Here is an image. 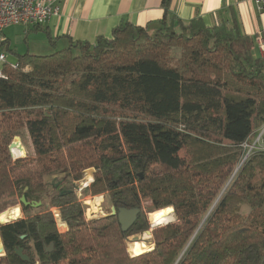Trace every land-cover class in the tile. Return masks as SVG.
<instances>
[{
  "label": "trees",
  "instance_id": "16d2710c",
  "mask_svg": "<svg viewBox=\"0 0 264 264\" xmlns=\"http://www.w3.org/2000/svg\"><path fill=\"white\" fill-rule=\"evenodd\" d=\"M169 1L155 23L123 19L110 36L4 67L0 212L17 195L29 203L0 223V264H264V152L242 160L241 147L264 121V56L234 14L182 21ZM19 134L28 156L10 153ZM88 168L83 193L139 209L126 231L116 213L85 218L73 183ZM145 200L173 220L130 256L126 238L149 229Z\"/></svg>",
  "mask_w": 264,
  "mask_h": 264
},
{
  "label": "crops",
  "instance_id": "0c3cea01",
  "mask_svg": "<svg viewBox=\"0 0 264 264\" xmlns=\"http://www.w3.org/2000/svg\"><path fill=\"white\" fill-rule=\"evenodd\" d=\"M59 4V14L51 16L41 25L18 24L4 28L3 37L7 45L4 50L8 62L19 63L17 54H50L57 49L67 47L70 41L92 43L99 35L110 36L112 29L123 19L135 25L145 26L163 19L165 13L162 0H60ZM167 13L182 21L198 16L207 25L216 24L221 18L229 19L231 14H234L241 30L253 37L254 53L264 56L257 46V40H263L264 9L259 11L253 0H170ZM11 27H15V30H10ZM15 39H20L22 46L14 44ZM7 53L14 56L13 60L8 59ZM18 139L22 141L21 137ZM15 142L24 155L23 146L17 139ZM26 144V153L30 154L27 141ZM171 210L153 213V216L163 215ZM58 223L66 226L59 218H57V227ZM145 245L143 241H136L135 246L138 252L134 254L137 255L148 249Z\"/></svg>",
  "mask_w": 264,
  "mask_h": 264
},
{
  "label": "built area",
  "instance_id": "2783aa9c",
  "mask_svg": "<svg viewBox=\"0 0 264 264\" xmlns=\"http://www.w3.org/2000/svg\"><path fill=\"white\" fill-rule=\"evenodd\" d=\"M60 0H0V77L4 75V67L18 68L19 63L7 61L3 48V30L9 25H41L51 16L60 12ZM257 9H264V0H253ZM258 50L264 54V41L257 40ZM243 159L254 152H264V121L252 132L246 141L241 143ZM12 149H10L11 151ZM12 152V151H11Z\"/></svg>",
  "mask_w": 264,
  "mask_h": 264
},
{
  "label": "rangeland",
  "instance_id": "374dc122",
  "mask_svg": "<svg viewBox=\"0 0 264 264\" xmlns=\"http://www.w3.org/2000/svg\"><path fill=\"white\" fill-rule=\"evenodd\" d=\"M10 30L14 31L15 27H11ZM13 43L17 44L18 46H22V44H23L20 39H15V41H13ZM8 56H9V58H8L9 60H13V58H14L13 55H9L8 54ZM16 137H18V138L21 137L22 141H20L19 139H17V141L23 146L24 155H21V156L18 155L17 156V154H15V152L13 150H11L12 152L10 151L11 155L13 157H25V156H28L29 154L26 153V149H25V147H26L25 145H27L26 144V138L23 137V135H20V134L18 136H16ZM13 142H15V139L13 140ZM88 169L92 170L88 174L93 176L94 169L93 168H88ZM84 177H85V170L83 172V177L80 180L75 181L73 183V185H75L73 188H74V192H75L78 200L83 204L85 218L87 220H89V219H92V218H95V217H100V216H105L107 214H110L112 212L113 206H112L111 200H110V198H109V196L107 194L103 193V194L91 195V194L83 193V190L85 189V187L82 186L81 181L84 180ZM48 199H49V195H45L44 201L48 202L49 201ZM20 203L21 202H20V196L19 195H17L16 197H14L12 199L6 200V202H4L3 205H2L3 209L1 210L0 214L4 215V214L11 213V212L15 211L16 208H17V207L16 208H12V207L13 206H18V208L20 209V215L17 218L22 217L23 214L21 212V204ZM142 205H143V208L145 210L144 213L146 215L147 221L149 223V229L146 230V231H142V232H136V233H134V234H132V235H130V236H128L126 238V240H125L126 251H127V253L130 256L135 255L132 252L131 247H132V245L135 244L136 241L137 242H139V241L142 242L143 241L146 244L145 247H148V249H145V251L150 250L151 248H149V247H151V246L153 247L151 230L154 227V224H152L149 219L154 214H157V212H152V211L149 212V209L147 210V207L149 206V201L148 200L143 201ZM157 211H159V210H157ZM167 211H169V210H167ZM159 213H161V212H159ZM172 215L173 214L170 215L171 216V220H173V216ZM60 225H61V223H58V227H59L58 230H60L61 232L66 231L67 226H64L63 224L61 226ZM141 244L144 245L143 243H141ZM1 255H4V253L1 254Z\"/></svg>",
  "mask_w": 264,
  "mask_h": 264
},
{
  "label": "water",
  "instance_id": "95a60500",
  "mask_svg": "<svg viewBox=\"0 0 264 264\" xmlns=\"http://www.w3.org/2000/svg\"><path fill=\"white\" fill-rule=\"evenodd\" d=\"M13 143V142H12ZM12 143L9 145V150L11 149ZM20 202L27 205L29 202L26 201L25 197L22 195L20 196ZM36 204H39L36 203ZM117 214V218H118V222L122 228L123 231H126L137 219V215L139 213V209L138 208H131V209H127V208H119L117 210V212H115L114 207L112 208V212L110 214ZM17 218H13L8 220L12 221V220H16ZM0 223H4V222H0ZM52 249V245L50 244L49 247L46 250H50ZM4 251L2 243L0 241V255L2 254V252ZM14 254L16 256L19 257V259L21 261H28L29 260V256L23 252V249L21 247H16L14 248ZM19 264V263H16Z\"/></svg>",
  "mask_w": 264,
  "mask_h": 264
},
{
  "label": "bare ground",
  "instance_id": "6f19581e",
  "mask_svg": "<svg viewBox=\"0 0 264 264\" xmlns=\"http://www.w3.org/2000/svg\"><path fill=\"white\" fill-rule=\"evenodd\" d=\"M11 149L15 152V154L22 155V150H21L20 146L17 144V142L12 143ZM171 214H172V210L170 212H166L163 215L152 216L149 220L152 224L158 225V224L164 223L166 221H170L171 220V216H170ZM18 215H19V213H18ZM18 215L16 214V210H15L9 214L4 215V217H5V219L10 220V219H13L14 216H15V218L18 217ZM131 250L133 253L138 252L135 244L132 245Z\"/></svg>",
  "mask_w": 264,
  "mask_h": 264
},
{
  "label": "clouds",
  "instance_id": "9594fccd",
  "mask_svg": "<svg viewBox=\"0 0 264 264\" xmlns=\"http://www.w3.org/2000/svg\"><path fill=\"white\" fill-rule=\"evenodd\" d=\"M90 171H92V170L91 169H85V177H84V180L81 181V184L83 187H87L88 184L93 182V179H94L93 176L88 174ZM18 213H19V209L16 210L17 215H18ZM13 218H15V216ZM0 222H4V223L8 222V220L5 219L3 214H0Z\"/></svg>",
  "mask_w": 264,
  "mask_h": 264
}]
</instances>
